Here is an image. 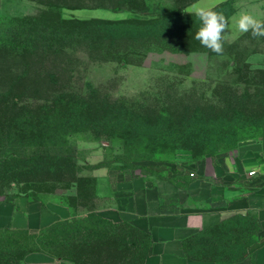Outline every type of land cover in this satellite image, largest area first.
Instances as JSON below:
<instances>
[{"label":"rangeland","instance_id":"1","mask_svg":"<svg viewBox=\"0 0 264 264\" xmlns=\"http://www.w3.org/2000/svg\"><path fill=\"white\" fill-rule=\"evenodd\" d=\"M119 1H0V207L7 203L2 212H8L10 203L22 197L43 204L76 203L72 172L93 176L97 195L91 206L118 224V261L141 264L148 235L127 215H120L121 221L115 214L106 216L119 207L115 187L167 179L185 186L199 164L207 163L210 176L212 161L234 154L242 144L264 150V37L242 34L235 24L240 12L264 20V0H230L217 10L229 22L219 55L194 38L201 24L175 34L159 26L147 33L126 31L120 50L106 44L111 35L93 28L91 20L146 15L72 8L140 0ZM148 1L149 15L156 16L169 0ZM189 7L186 13H192ZM48 91L69 100L58 107L60 114L93 106L112 121L110 129L126 136L90 141L66 135L77 128L61 118L53 130L20 129L25 118L45 110ZM70 99L79 102L68 105ZM17 237L23 235L0 227V262L26 253L22 247L7 251Z\"/></svg>","mask_w":264,"mask_h":264},{"label":"crops","instance_id":"2","mask_svg":"<svg viewBox=\"0 0 264 264\" xmlns=\"http://www.w3.org/2000/svg\"><path fill=\"white\" fill-rule=\"evenodd\" d=\"M212 162V175L203 162L182 187L168 179L115 187L119 207L106 216L115 214L121 221L120 215H127L149 236L142 264H264L263 147L242 144L234 154ZM6 204L0 207V227L36 231L72 216L65 205L25 197L2 212ZM25 262L71 264L41 253L28 255Z\"/></svg>","mask_w":264,"mask_h":264},{"label":"trees","instance_id":"3","mask_svg":"<svg viewBox=\"0 0 264 264\" xmlns=\"http://www.w3.org/2000/svg\"><path fill=\"white\" fill-rule=\"evenodd\" d=\"M117 3H120L119 0ZM127 1V0H122ZM169 0L164 4L165 10L162 15L150 16L148 0H140L138 3H131L128 1L126 4H93L88 6H75L73 9L80 8H105L111 10H129L135 14L143 15L146 18H131L126 20H105L94 19L91 20L93 28H101L103 33L111 35L112 39L106 43L108 46H114L116 48H123L120 43V36L122 33L141 31L147 33L148 30L159 26L160 30L164 32L178 33V32H191V27L201 24L199 19L192 13H186V9L199 0ZM230 0L223 2L213 9L219 10L224 7ZM173 2L172 7L167 9ZM58 14H60L58 12ZM61 23H67L59 19ZM87 23V22H86ZM151 23H155L152 24ZM77 24V23H76ZM78 30V29H77ZM133 41L128 42V46H131ZM111 53V52H110ZM47 103L43 106L45 110L40 113L37 111L33 113L32 117L25 118L28 121L26 124L21 125V128H30L31 130L36 128H47L53 130V127L58 124V119L68 120L67 125L77 128L73 133L85 140L97 141L102 139L116 140L118 138H124L126 134L116 133L112 129L111 120L108 117L103 118L99 116L97 111L91 107L83 106L80 111H75L73 115L60 114L58 107L65 105L63 101H69L62 95H58L56 98L55 92H47ZM55 94V95H54ZM72 100V99H70ZM73 103L68 102V105L78 104L79 100H72ZM76 101V102H74ZM16 104H21L16 100H13ZM63 102V103H58ZM52 104V105H51ZM20 110L23 112L22 108ZM46 113L44 116L43 114ZM57 114V115H56ZM60 114V115H58ZM127 133H130L127 130ZM81 135V136H80ZM5 157V155H2ZM74 186L78 191L74 197L75 202H70V199L66 203H62L69 207L72 211V216L68 219H61L55 223L42 227L36 231L30 229H11L16 231L23 237H17L14 244L7 248L15 249L22 247L26 249V253L18 259L7 260L0 264H26L25 259L28 255L34 253L45 254L58 262H68L71 264H118V256L121 251H118L119 239L115 235V228L118 224L112 221L102 218L97 215L93 205V200L97 195V181L93 176H84L77 171L72 172ZM185 183L190 181V178L186 179ZM178 186L180 185L176 180H172ZM85 183V184H84ZM25 236V238H24ZM149 237V236H148ZM23 238V239H22ZM121 245V244H120ZM150 245V242H149ZM9 249V250H8ZM149 249V247H148ZM141 261V264L146 256V253ZM122 254V253H121ZM121 262H119L120 264Z\"/></svg>","mask_w":264,"mask_h":264},{"label":"clouds","instance_id":"4","mask_svg":"<svg viewBox=\"0 0 264 264\" xmlns=\"http://www.w3.org/2000/svg\"><path fill=\"white\" fill-rule=\"evenodd\" d=\"M192 14L201 22L194 38L200 44L216 54L224 51V38L229 29L228 19L221 13L201 4L192 6ZM235 24L242 34L251 33L252 37H264V20L257 19L249 12L237 14ZM15 186V182H12Z\"/></svg>","mask_w":264,"mask_h":264},{"label":"built area","instance_id":"5","mask_svg":"<svg viewBox=\"0 0 264 264\" xmlns=\"http://www.w3.org/2000/svg\"><path fill=\"white\" fill-rule=\"evenodd\" d=\"M254 174V172H251L250 173V175H253ZM191 176H194V173H191Z\"/></svg>","mask_w":264,"mask_h":264},{"label":"water","instance_id":"6","mask_svg":"<svg viewBox=\"0 0 264 264\" xmlns=\"http://www.w3.org/2000/svg\"><path fill=\"white\" fill-rule=\"evenodd\" d=\"M1 1V0H0Z\"/></svg>","mask_w":264,"mask_h":264}]
</instances>
